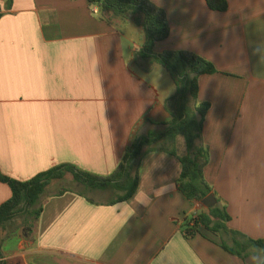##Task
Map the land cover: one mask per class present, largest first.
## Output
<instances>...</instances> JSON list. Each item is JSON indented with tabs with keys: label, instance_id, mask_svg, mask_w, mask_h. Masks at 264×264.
Returning <instances> with one entry per match:
<instances>
[{
	"label": "crops",
	"instance_id": "crops-1",
	"mask_svg": "<svg viewBox=\"0 0 264 264\" xmlns=\"http://www.w3.org/2000/svg\"><path fill=\"white\" fill-rule=\"evenodd\" d=\"M150 1L170 23L169 38L154 52H193L218 70L199 81L198 100L210 104L201 137L210 153L205 179L231 217L228 228L264 239V0H228L225 12L212 11L206 0ZM0 6L1 175L27 181L70 164L108 176L138 136L172 120L165 102L176 93L174 80L143 54L144 39L136 43L134 30L100 20L87 0ZM180 173L177 157L155 151L141 160L137 192L126 202L47 190L30 236L10 231L13 220L0 231L3 259L264 264L257 249L244 259L230 254L222 247L232 246L228 237L205 229L185 234L197 203L179 191ZM11 196L0 181V206Z\"/></svg>",
	"mask_w": 264,
	"mask_h": 264
},
{
	"label": "trees",
	"instance_id": "trees-1",
	"mask_svg": "<svg viewBox=\"0 0 264 264\" xmlns=\"http://www.w3.org/2000/svg\"><path fill=\"white\" fill-rule=\"evenodd\" d=\"M91 6L99 8V19L110 25H133L140 28L144 43L142 52L154 58L162 65L174 80L176 93L165 102V107L172 120L162 131H150L138 136L126 149L122 162L108 176H99L77 169L70 164L55 166L30 180L20 181L0 174V181L7 184L12 192L9 200L0 206V231L20 214L40 217L42 207L39 202L47 187L53 181H62L71 175L73 181L88 190L113 191L114 198L110 204L123 203L136 194L139 184V164L144 156L155 151H165L177 157L181 164V173L177 181L179 191L192 203L201 206L186 218L184 232L187 236L201 234V229L228 237L232 246L222 243L230 254L245 258L249 249H257L264 255V239H250L231 230L227 223L231 217L225 206L220 204L214 190L205 179V168L209 163L210 153L201 143L203 125L210 104L200 103L199 81L203 75L218 73L214 64L189 51L165 50L160 54L154 52L156 43L165 41L170 36V23L165 10L150 0H87ZM10 5L12 0H6ZM212 11L225 12L229 8L228 0H206ZM182 138L186 152L178 154L177 144ZM59 191V195L67 192ZM83 195V193H81ZM214 195L216 204L207 207L202 201ZM0 264H7L3 259L0 242Z\"/></svg>",
	"mask_w": 264,
	"mask_h": 264
},
{
	"label": "rangeland",
	"instance_id": "rangeland-1",
	"mask_svg": "<svg viewBox=\"0 0 264 264\" xmlns=\"http://www.w3.org/2000/svg\"><path fill=\"white\" fill-rule=\"evenodd\" d=\"M118 27H122L125 30L131 29V30H134V32L136 31L135 33L133 32V34H135V39H136L135 42L136 43L138 42L137 40H140L141 38H143V34H142V31L140 28H136L133 25H127L125 27H123V25H118ZM176 148L180 154H184L186 152L185 145H184L182 138H179ZM63 189L77 190V191H81L82 193H84L87 196H90V197L96 196V198L102 197L103 199H111V198H114V196H115V192H113V191H106L103 194L92 193V191L88 190L85 186H82L78 183H75L73 181V178L71 175H67V177L62 181H53L47 187L46 191L51 190L54 193H58L60 190H63ZM11 223H13L14 226L10 227V229H9L10 231L16 232L15 230H17L18 232L20 231L22 236L23 235H29L30 236V234L32 233L31 229L35 225V218L24 216V215L20 214Z\"/></svg>",
	"mask_w": 264,
	"mask_h": 264
},
{
	"label": "water",
	"instance_id": "water-1",
	"mask_svg": "<svg viewBox=\"0 0 264 264\" xmlns=\"http://www.w3.org/2000/svg\"><path fill=\"white\" fill-rule=\"evenodd\" d=\"M202 204H204L207 207H212L216 204V200L214 195L208 196L206 199L202 201Z\"/></svg>",
	"mask_w": 264,
	"mask_h": 264
},
{
	"label": "built area",
	"instance_id": "built-area-1",
	"mask_svg": "<svg viewBox=\"0 0 264 264\" xmlns=\"http://www.w3.org/2000/svg\"><path fill=\"white\" fill-rule=\"evenodd\" d=\"M3 12V8L2 6H0V13ZM92 12L94 14H99V8L97 6H92ZM201 204L200 203H197V209L200 208Z\"/></svg>",
	"mask_w": 264,
	"mask_h": 264
}]
</instances>
